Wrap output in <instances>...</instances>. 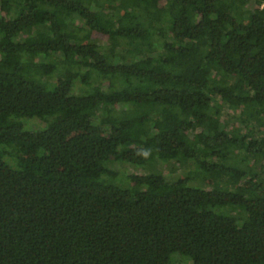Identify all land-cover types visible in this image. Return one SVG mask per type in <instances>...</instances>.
I'll return each instance as SVG.
<instances>
[{"label":"trees","instance_id":"trees-1","mask_svg":"<svg viewBox=\"0 0 264 264\" xmlns=\"http://www.w3.org/2000/svg\"><path fill=\"white\" fill-rule=\"evenodd\" d=\"M0 1V264H264V0Z\"/></svg>","mask_w":264,"mask_h":264},{"label":"rangeland","instance_id":"rangeland-1","mask_svg":"<svg viewBox=\"0 0 264 264\" xmlns=\"http://www.w3.org/2000/svg\"><path fill=\"white\" fill-rule=\"evenodd\" d=\"M6 7H7V5L2 3V1H0V12H2V10H4ZM102 12H104V10L100 11V13H102ZM112 41H113L112 38L102 37V42L105 43V44L112 43ZM110 48H111L110 50H112V49H114V46H111ZM68 76L66 74H64V73H61V74H58V75H54L52 80H51V83L64 81L65 79H67ZM228 109L224 108L223 111H225V117H226V119H228V123L227 124H232V122H233V120L231 118V114L232 113ZM28 121L29 120H26L27 123H28ZM26 128H28L27 125H26ZM258 164L260 165V167L264 171V153H263V160H259ZM114 168L117 169L118 171H120L122 174L131 173V172H139V173L143 172L142 169H136L133 166H130L129 164H126V165L116 164L114 166ZM165 171H166V173H169L167 169H165ZM177 174H182V171H178ZM171 263L172 264H192V260L189 257H187V256H183V255H181L179 253H175V254H173V256L171 258Z\"/></svg>","mask_w":264,"mask_h":264}]
</instances>
